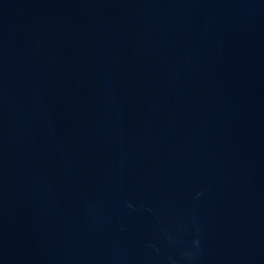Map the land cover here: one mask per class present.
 Returning <instances> with one entry per match:
<instances>
[{"label":"water","instance_id":"1","mask_svg":"<svg viewBox=\"0 0 264 264\" xmlns=\"http://www.w3.org/2000/svg\"><path fill=\"white\" fill-rule=\"evenodd\" d=\"M0 264H264V0H0Z\"/></svg>","mask_w":264,"mask_h":264}]
</instances>
